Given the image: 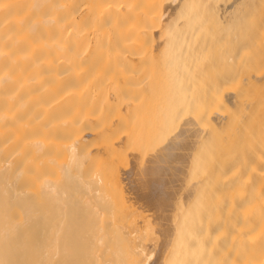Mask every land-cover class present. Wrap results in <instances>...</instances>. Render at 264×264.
<instances>
[{
  "label": "bare ground",
  "instance_id": "6f19581e",
  "mask_svg": "<svg viewBox=\"0 0 264 264\" xmlns=\"http://www.w3.org/2000/svg\"><path fill=\"white\" fill-rule=\"evenodd\" d=\"M0 264H264V0H0Z\"/></svg>",
  "mask_w": 264,
  "mask_h": 264
}]
</instances>
